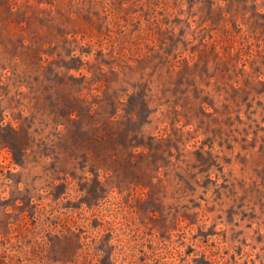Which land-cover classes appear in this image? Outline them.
Wrapping results in <instances>:
<instances>
[{"label": "rangeland", "instance_id": "1", "mask_svg": "<svg viewBox=\"0 0 264 264\" xmlns=\"http://www.w3.org/2000/svg\"><path fill=\"white\" fill-rule=\"evenodd\" d=\"M0 264H264V0H0Z\"/></svg>", "mask_w": 264, "mask_h": 264}]
</instances>
